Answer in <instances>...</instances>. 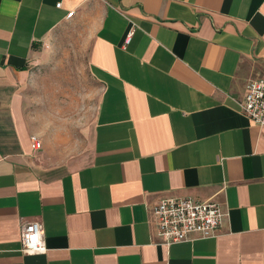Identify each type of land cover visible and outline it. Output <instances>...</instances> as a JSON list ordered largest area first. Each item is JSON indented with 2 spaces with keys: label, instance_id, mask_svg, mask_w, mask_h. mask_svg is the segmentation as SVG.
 I'll return each instance as SVG.
<instances>
[{
  "label": "crops",
  "instance_id": "0c3cea01",
  "mask_svg": "<svg viewBox=\"0 0 264 264\" xmlns=\"http://www.w3.org/2000/svg\"><path fill=\"white\" fill-rule=\"evenodd\" d=\"M64 34L95 106L62 140L37 65ZM257 77L264 0H0V264H264V127L238 109ZM170 197L218 203L216 235L159 244ZM21 219L44 253L20 252Z\"/></svg>",
  "mask_w": 264,
  "mask_h": 264
},
{
  "label": "built area",
  "instance_id": "2783aa9c",
  "mask_svg": "<svg viewBox=\"0 0 264 264\" xmlns=\"http://www.w3.org/2000/svg\"><path fill=\"white\" fill-rule=\"evenodd\" d=\"M59 7L60 4H57ZM73 12L67 14L71 17ZM128 34L125 43H129ZM241 114L253 124L264 127V77L251 79L245 86L243 100L238 102ZM34 150L41 147L40 141L31 137ZM155 236L164 246L210 238L222 226L226 214L215 202H201L192 198H163L151 208ZM20 252L41 254L46 251L43 229L38 222L20 220Z\"/></svg>",
  "mask_w": 264,
  "mask_h": 264
},
{
  "label": "rangeland",
  "instance_id": "374dc122",
  "mask_svg": "<svg viewBox=\"0 0 264 264\" xmlns=\"http://www.w3.org/2000/svg\"><path fill=\"white\" fill-rule=\"evenodd\" d=\"M86 44L81 34L59 35L44 50L42 59L47 63L37 65L43 76H50L44 106L54 109V113L45 117L52 129L58 127L50 133L62 140L77 136L81 126L92 119L95 99L84 70Z\"/></svg>",
  "mask_w": 264,
  "mask_h": 264
}]
</instances>
